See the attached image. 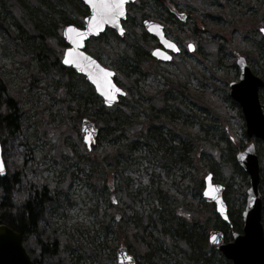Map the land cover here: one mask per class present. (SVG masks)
<instances>
[{"label":"rangeland","instance_id":"obj_1","mask_svg":"<svg viewBox=\"0 0 264 264\" xmlns=\"http://www.w3.org/2000/svg\"><path fill=\"white\" fill-rule=\"evenodd\" d=\"M139 1L143 6L142 8L134 7V16L127 24L130 27L126 29L123 40H115L109 37L110 35L103 36L104 38L101 37L99 41L96 40V44H91L89 52L107 67L118 68L122 82L136 92L132 96L133 100L138 101L136 109L133 110L134 117L140 119L151 115L156 119L173 121L191 129L194 126L199 128V123H202L204 125L202 133L184 130L182 134L176 136L178 141L186 142L192 151L194 146L190 140L201 143L199 157L202 161L184 163L178 160L175 154L168 155L166 152L165 165L152 162L142 172L143 176H135V179L128 181L126 188L132 194L131 197L126 193L117 194L115 189L118 181L111 168L112 165L109 167L102 158V163L97 161L94 155L96 149H102L104 144L118 145L119 139L111 138V132L103 127L98 136V143L87 150L80 135L82 118L79 119L75 114L65 116L63 109L52 114L47 110L46 113L54 119L53 121L48 119L49 122L43 124L40 109L46 105L42 100L29 112L23 130L8 139V149L4 157L11 158L15 167L23 169V173L29 180L58 181L60 200H57L55 210L49 215L46 226L51 232L56 231L61 237L70 241L72 245L70 254L77 264H117V248L126 246L130 252L132 251L129 240L123 237L121 242V236L111 229L117 228L115 208L117 205L122 207L123 201L133 203L134 208L131 211L134 227L140 234L150 239L148 252L137 260V264H185L186 261L201 264H232L208 241L209 231L214 227L202 233L203 227L200 229V226H194L195 221H198L196 218L198 214L200 219L208 220L213 206L212 203L203 199V188L199 193L198 186L193 185L196 181L191 177H194L195 172L202 178L209 172L213 173L214 181L225 186L224 198L228 205L230 219L242 226V212L246 204L248 183L236 175L229 165L233 167L236 153L243 150L248 143L241 149L239 127H234L232 120L226 114L215 107L209 108L204 104L200 106L187 97L191 95V89L197 86L196 79L204 80L206 76L211 77L213 74L217 85L227 87L228 84L224 83L227 78L229 81L238 79L239 68L235 65L236 63L232 65L238 56L234 59L233 56L227 55V44L217 35L213 39L207 38L210 34L208 24L215 23L219 18H226L223 7L226 0H184L182 2L184 10L195 12L198 16L199 2L207 10L212 11V18L202 11L201 19L196 24L197 31L199 33L202 31L200 35L205 37L202 40L200 35L195 36L192 30L186 29L184 25L186 21L182 24L181 21L173 23L165 20L161 13L164 8L160 4L161 0ZM236 2L234 4L239 9L245 4V1L241 2V0ZM87 9L83 0H0V15L5 18V24L10 31L20 37L18 41H15L7 34L0 33V74L11 89L19 88L20 77L28 72L26 65L15 60L11 43L26 50L36 51H45L53 45L61 60L66 47L62 36L63 27L69 23L76 24L82 21ZM149 14H153L152 16H156L159 22L164 23L171 35L175 34L186 40L192 39L191 41L197 45L198 51L195 50L197 54L195 52L176 54L173 61L160 63L158 68L144 58L137 63L138 66L136 64L133 66L132 53L136 56L137 51V55L144 57L146 51L150 50L149 38L146 40L147 43L139 42L144 37L142 21ZM237 24L236 31L242 35L247 34L249 24L243 25L240 22ZM193 25L190 23L191 29ZM119 44L121 48L123 44L125 45L126 52L129 53L127 56L116 51L120 49ZM35 57L34 53L31 61L33 68L38 66V60ZM224 60L230 64L226 66ZM44 62L41 61L45 74L42 83L48 97H44L41 89L33 92L34 95L31 97L26 87L24 92L29 99L56 101V97L64 100L66 94L74 98L88 90L84 85L86 79L82 75H72L59 66H53L48 61ZM251 63L255 69L261 71L260 64L254 59ZM217 75L219 78H216ZM69 76L72 77L73 87L68 93L64 85L68 82ZM205 82L210 89H214L213 84L206 79ZM171 84L175 86L171 87ZM142 85L153 91L152 97L146 98ZM155 86L158 89H155ZM161 90H165L163 94ZM181 91H185V95ZM221 93V89L218 88L214 91L215 95ZM144 99L149 100L139 105ZM260 100L264 110V88L260 90ZM28 106L29 104L25 105L26 108ZM77 125L79 127L76 128ZM162 128L163 132L168 129L166 126ZM129 140L127 143L129 149L138 144L132 142V139ZM254 142L259 158L261 181L264 184V143L258 138H254ZM196 162H198L197 165ZM7 165L8 173H11V168L9 164ZM198 166L201 169H198ZM177 175L185 177L186 185H183L184 183L180 185ZM263 194L262 222L264 225ZM173 212L178 215L176 218L172 217ZM171 219H176L175 225L172 224ZM91 250H100L105 258L101 260L94 258Z\"/></svg>","mask_w":264,"mask_h":264},{"label":"trees","instance_id":"obj_2","mask_svg":"<svg viewBox=\"0 0 264 264\" xmlns=\"http://www.w3.org/2000/svg\"><path fill=\"white\" fill-rule=\"evenodd\" d=\"M243 1H245V4L240 9L234 4L237 3L236 0L225 1V6L223 7L225 9L226 18H219L215 23L212 22L208 24L210 34L207 35V38L213 39V37L217 35L219 38L223 39L228 47L226 49L227 55L233 56L234 59L236 56L244 55L248 59L254 73L264 79V37L259 31L260 27L264 26V0H241V2ZM201 6L202 11L209 14L210 10H207L202 4ZM172 22L180 23L174 19ZM237 22L243 25H245V23L249 24L247 34L242 35L236 31ZM0 33L7 34L9 38L15 41H18L20 38L19 35L10 31L7 24H5V18L1 15ZM148 38H150V35L144 31V37H142V40L139 42L147 43L146 40ZM204 38V36L200 35L201 40ZM119 40H123V38L118 37V41ZM11 47L15 60L20 64L26 65L28 72L25 73L23 77H20V87L16 90L11 89L0 74V138L4 148V155H6L8 149V139L23 130L29 112L36 105H39V102L42 100L44 105H46L40 109V117L43 124L49 122L47 121L48 119L51 121L54 119L46 113L47 110L52 114L55 112L58 113L60 109H63L65 116H72L75 114L79 119L88 117L96 121L99 127L98 136L102 132L103 127H105V129L111 132V138L116 137L119 139L120 142L118 145L104 144L102 149H96L97 151L94 155L97 161H101L102 163V160H104L108 163L109 167L112 165L111 168L114 170L115 176H117L116 180L118 181V185L115 189V193L117 194L123 195V193H126L131 197L132 194L129 189L126 188L128 181L130 179H135V176H143L142 172H144L152 162L165 165L167 160L165 157L166 152L168 155L175 154L178 160L184 163H190L196 160L198 162L202 161L201 157H199L200 148L202 146L201 143H197L196 140H190L194 146L192 151L189 145L187 146L186 142H180L176 138V136L182 134L184 130L202 133V128L204 127L202 123H199V128L194 126L191 129V127L178 125L173 121L169 122V120L156 119L151 115H148L147 118L142 117L138 119L133 116V110H135L136 105H138L136 99L133 100L132 96L127 95L118 103L111 107H107L104 105L102 98L96 93L94 87L87 83L84 78V85L88 90L79 97L74 96L73 98L72 95L69 97V95L66 94V99L64 100L57 99L56 97V101L53 99H29V96L33 97V92L40 89L43 90L44 97H48L42 83L45 74L43 73L44 65L41 64V61H48L53 66H59L69 71L72 75H77V73L74 69L62 65L60 55L53 45H51L50 48H46L45 51L26 50L12 43ZM118 47L120 49L116 51L120 54L124 56L129 54H127L124 44L122 48L121 44H119ZM34 53L36 54V60H38V66L36 68L31 66ZM141 56L133 59V66L142 58L147 60L150 58V55ZM252 59L260 64L262 68L260 72L255 69V66L251 63ZM224 62L226 66L230 64L228 61L224 60ZM234 64L235 62L232 63V65ZM216 78H219V75H217ZM205 79L207 82L214 85V89L209 88ZM205 79L200 81L196 79V82L200 84H198V89L200 90L201 99L191 100L200 106L204 104L208 105L209 108L210 106L213 108L215 107L217 110L226 114L232 120L233 126L239 127L240 147L242 149L250 140L246 135L245 121L240 105L230 97L229 93H227V86H221L215 83V76H213V74L211 77L206 76ZM229 82L227 78L224 83L228 84ZM65 84V89L69 93V89L71 91V87H73L72 77L69 76L68 82H65ZM173 86L175 85L171 84V87ZM26 87L29 89V96L24 92V88ZM216 88L221 89L222 93L215 95L214 91ZM193 89H191L192 93ZM144 90L147 96L146 98L152 97L149 87L144 86ZM194 94L197 95V92H194ZM146 100L149 99H144L139 105L144 104ZM26 104H29L28 108L25 107ZM90 111H94L95 113H91ZM57 122H60V120H57ZM163 126L168 128L165 132L162 131ZM77 127H79V125H77L76 128ZM223 131L225 132V128H223ZM217 134L218 133H216V135ZM129 139H132V142L138 144H135L131 149L127 148V143L130 141ZM96 143H98V137ZM96 143L93 144L92 147H94ZM87 150L89 149L87 148ZM5 160L11 168V173H7L4 177L0 176V223L7 224L22 235L23 245L35 264H77V261L70 254V247L72 246L70 241L61 237L56 231L51 232L46 226L49 215L55 210L57 200H60L58 181L45 180L37 182L34 179L29 180L26 174L23 173V169H19L13 165L11 158L7 157ZM198 162L195 164L197 165ZM230 167L235 171L236 175L249 184L248 174L240 167L236 158L233 160V167L229 165V168ZM197 168L201 169L199 166ZM189 169L190 168H188V170ZM193 176L195 178L191 177V179L196 181L193 185L198 186V191L200 193L204 187V178L199 177L196 172L193 173ZM177 179L180 185L185 182V177H182V175H179ZM183 185H186V183ZM260 191L262 194L264 193V184L261 180ZM121 205L122 207L117 205L115 208L117 228L112 227L111 229L114 233L121 236V242H123V237L129 240L130 246L132 247L131 252L138 260L142 255L148 252L150 239L144 234H140L134 227L132 218L133 212L131 211V209L134 208L133 203L123 201ZM212 206L213 211L208 220L200 219V214H198L196 217L198 221H195L196 225L194 226H200V229L203 227L204 230H201L202 233H205V231L207 232L210 227L221 229L225 233L226 238L231 239L232 233L234 231H240L241 226L236 224L232 219H230V224L223 221L214 210L213 204ZM177 216L176 213H172L173 218ZM117 217H119V219H117ZM171 222L175 225L176 219H171ZM91 254L94 258H98V260L105 258L100 250H91ZM185 264L201 263L186 261Z\"/></svg>","mask_w":264,"mask_h":264},{"label":"water","instance_id":"obj_3","mask_svg":"<svg viewBox=\"0 0 264 264\" xmlns=\"http://www.w3.org/2000/svg\"><path fill=\"white\" fill-rule=\"evenodd\" d=\"M129 1L135 0H126L124 5L125 15L120 18L118 26L113 24L103 25L98 31L87 35L78 50L85 56H90L92 60L95 61L96 64H98L101 68L107 67L103 66L95 57L85 51L86 42L92 37H97L105 30L107 26L114 28L117 30L120 36H123L125 29L122 26V20L126 17V4ZM83 2L88 6L90 10L89 15H91L90 5L86 2V0H83ZM86 17L84 19V27L82 28L75 24H67L64 26L62 36L69 46L64 50L61 62L65 67H72L77 73L84 75L86 80L94 86L97 94L103 98L104 104L106 106H113L119 100V96L126 95V91L115 83V71L113 69L107 68L113 73V76L110 78L112 83L121 88V93L116 94V98L111 104H108L105 103V96L101 91L97 90L96 84L92 79L89 78V70L95 72V69L91 64H88L87 62H81V67H77L76 64L64 63V57L67 53V50L74 47L71 41L64 35V31L69 25H73L77 28H80L81 30H84V28L87 27ZM143 24L145 29L149 33L156 36L164 47L155 48L152 51L153 57L163 61H170L172 59V55L167 50L178 52L179 47L172 40L165 36L163 25L152 20H145ZM155 25H159L160 28H155ZM121 27L124 29L123 34L120 32ZM261 29H264V27L260 28V32L264 37V31H261ZM161 35L163 36L164 40H168L175 44L178 51L167 47L163 43ZM190 45H192V47L189 49L193 50L194 45L192 43ZM157 49L166 53L167 56L171 57V59L155 55L154 52ZM236 64L239 68V77L238 80L232 81L229 84L230 96L241 107L245 121L246 135L248 139L251 140L243 150H240L236 154L237 163L248 174L249 177V185L246 191V204L242 212L243 226L242 232L233 233V240L225 241L223 231L217 228H213L209 231L208 240L209 243L216 247V249L220 251L226 259L230 260L232 264H264V225L262 222L263 198L259 188L260 164L256 150V144L254 142V138H258L264 143V111L259 94L260 89L264 88V79L253 72L249 63L247 62L246 57L239 56L236 60ZM98 134L99 128L97 127L96 123L88 117L82 118L80 125V135L88 149H91L92 145L96 143ZM86 137L88 139H86ZM0 160L3 161L5 169L3 174H0V176L4 177L7 175V167L4 160L1 139ZM224 191L225 186L214 182L212 173H208L205 176L202 197L205 201L214 203L217 214L222 220L228 222L230 219L228 214V205L224 198ZM206 192H210V194L205 195ZM213 235L217 237L215 242L210 239V237ZM128 256L132 257L131 261L127 259ZM116 257L117 264H137L134 255L128 250L126 246H120L117 248ZM0 264H35L23 245L22 235L4 223H0Z\"/></svg>","mask_w":264,"mask_h":264},{"label":"flooded vegetation","instance_id":"obj_4","mask_svg":"<svg viewBox=\"0 0 264 264\" xmlns=\"http://www.w3.org/2000/svg\"><path fill=\"white\" fill-rule=\"evenodd\" d=\"M153 1H156V0H150L149 2H153ZM184 0H163V1H160V4L162 5V7L164 6V8L162 9V15H163V17L165 18V20H167L168 22H172L173 21V19L174 20H176L175 18H177L178 20L177 21H181V23L182 24H184L185 23V21L187 22L186 24H184L185 26H186V29H190V30H192V32H193V34L195 35V36H198L199 37V35L202 33V31H200V33H199V31H197V26H196V24H197V22L198 21H200V19H201V16L200 15H202V6H201V4H200V2H199V4H197L198 5V7H197V10H199V16L195 13V12H192V11H186V10H184L183 9V7H182V2H183ZM194 2V1H193ZM195 3V2H194ZM142 6H143V4H142V2L141 1H139V0H135V1H130V2H128L127 4H126V9H127V15H126V17H125V19H123L122 20V25H123V27L125 28V30L126 29H128L130 26L129 25H127L128 24V22H129V20L130 19H132L133 18V16H134V11H135V9H134V7H140V8H142ZM88 8V7H87ZM137 11L139 12V10L137 9ZM149 11H151L150 9H149ZM89 8L87 9V12H86V14L84 15V17H83V19H82V21H79V22H76V25L78 26V27H84V18L87 16V15H89ZM201 13V14H200ZM206 15H207V13H205ZM212 14V11H210L209 12V16H210V18H212L213 16L211 15ZM153 15V14H152ZM151 14H149V15H147V16H145L144 17V19H143V21H142V27H143V30L148 34V35H150V40H151V42H150V44H149V46H150V50H148V51H146V54L145 55H150V58H149V60L151 61V63H152V65L154 66V67H156V68H158L159 67V64L160 63H168V62H171V61H173L174 59H175V56H176V54L177 55H182V54H184V53H192V52H195V50H197L198 51V48H197V45L195 44V42L194 41H191L192 39H185V38H180L179 36H176L175 34H173V35H171L170 33H168V31H167V29H166V26L164 25V23H162L161 21L159 22V20L156 18V16H152ZM145 20H152V21H157V22H159L160 24H162L163 25V30H164V33H165V36L168 38V39H170V40H172L178 47H179V51L178 52H173L172 50H167L169 53H171V55H172V60H170V61H163V60H159V59H157V58H155V57H153V55H152V51L155 49V48H164L163 47V45L160 43V41H159V39L156 37V36H154L153 34H151V33H149L146 29H145V27H144V24H143V22L145 21ZM164 20V19H163ZM164 20V21H165ZM212 21V20H211ZM190 23H192V24H194L193 25V27H192V29H191V27H190ZM75 24V23H74ZM106 33V34H105ZM126 33V32H125ZM102 34H104V35H102ZM106 35H110L109 37H111V38H113V39H115V40H118V37H120L119 36V33L115 30V29H113V28H110V27H106V29H105V31L104 32H102L98 37H97V39L96 38H91L89 41H87L86 42V48H85V50L87 51V52H89V49L92 47L91 46V44H96L97 43V41H99L100 39H101V37H103V36H106ZM118 36V37H117ZM125 36V35H124ZM107 37V36H106ZM104 38V37H103ZM102 38V39H103ZM91 40H94L92 43L90 42ZM97 40V41H96ZM137 40V39H136ZM135 40V41H136ZM132 41V40H131ZM193 44L194 45V49L193 50H190L189 49V47H188V45H190V44ZM69 45H66V47H68ZM65 47V48H66ZM133 51V50H132ZM90 53V52H89ZM136 53L138 54V52L136 51ZM91 54V53H90ZM133 55V59H135V58H138V56L139 55H137L136 54V56L134 55V53H132ZM195 54H197V52H195ZM194 54V55H195ZM237 59V58H236ZM247 59V58H246ZM100 62H101V60L100 59H98ZM248 60V59H247ZM104 66H106L103 62H101ZM138 63H140V62H138ZM136 65H137V63H136ZM138 66V65H137ZM236 66H237V64H236ZM107 67V66H106ZM238 67V66H237ZM108 68H110V69H113L114 71H115V76H114V81H115V83L118 85V86H120L121 88H123V89H125L126 91H127V94L126 95H129V96H133V94L134 93H136L134 90H133V88L131 89V87H129V86H127L125 83H123L122 82V80H121V74H120V71H119V69L118 68H116V67H108ZM254 72V71H253ZM239 77V76H238ZM238 80V79H237ZM232 81H230L229 83H228V88H229V94H230V86H229V84L231 83ZM197 83V82H196ZM141 84H144V83H141ZM198 84L199 83H197V86H194V89H193V93H191V95H188L187 97L189 98V99H201V95H200V90L198 89ZM147 85H148V83H147ZM200 85V84H199ZM142 86H144V85H142ZM149 87H150V85H148ZM200 88H201V86H200ZM155 89H158L156 86H155ZM150 91H151V93H153V91L150 89ZM165 91V90H164ZM164 91L163 90H161V93L163 94L164 93ZM184 95H185V91L183 92V91H181ZM194 92H197V95L196 94H194ZM194 96V97H193ZM123 97L124 96H120V98L119 99H123ZM154 99H156V98H154ZM157 99H159V98H157ZM8 173V172H7ZM227 223H231V220H229ZM242 226H243V224H242ZM242 226H241V230L240 231H235V232H242ZM234 233V232H233ZM224 236H225V241H230V240H233V234H232V237H231V239H227L226 238V235H225V233H224Z\"/></svg>","mask_w":264,"mask_h":264},{"label":"snow or ice","instance_id":"obj_5","mask_svg":"<svg viewBox=\"0 0 264 264\" xmlns=\"http://www.w3.org/2000/svg\"><path fill=\"white\" fill-rule=\"evenodd\" d=\"M86 2L91 7V15L86 17L87 27L84 28V30H81L80 28H77L73 25H69L64 31V35L74 45L73 48H69L67 50V53L64 57V63L76 64L77 67H81V62H87L88 64H91L95 69V72L89 70V78L92 79L96 84L97 90L101 91L105 96V103L111 104L116 98V94L121 93V88L113 84L110 79L113 76V73L107 68H101L98 64H96L95 61L92 60L90 56H85L78 50L81 47L84 38L90 33L98 31L103 25H119L120 18L125 15L124 5L126 0H86ZM154 27L157 29L160 28L159 25H155ZM261 31H264V29H261ZM120 32L121 34L124 32L122 27L120 28ZM161 39L167 47L178 51L176 45L168 40H164L162 35ZM188 47L191 48L192 45H188ZM154 54L171 59V57L167 56L166 53L161 52L159 49H157ZM86 139L88 138L86 137ZM4 170L3 161L0 160V174H3ZM209 194L210 192L205 193V195ZM117 219H119V217H117ZM210 239L215 242L217 237L213 235L210 237ZM127 259L131 261L132 257L128 256Z\"/></svg>","mask_w":264,"mask_h":264},{"label":"bare ground","instance_id":"obj_6","mask_svg":"<svg viewBox=\"0 0 264 264\" xmlns=\"http://www.w3.org/2000/svg\"><path fill=\"white\" fill-rule=\"evenodd\" d=\"M264 44V43H263ZM237 52V51H236ZM236 65V64H235ZM258 72V71H257ZM174 210V209H173ZM174 216V215H173Z\"/></svg>","mask_w":264,"mask_h":264}]
</instances>
